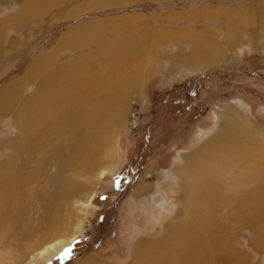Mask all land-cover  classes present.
Segmentation results:
<instances>
[{
  "label": "rangeland",
  "instance_id": "374dc122",
  "mask_svg": "<svg viewBox=\"0 0 264 264\" xmlns=\"http://www.w3.org/2000/svg\"><path fill=\"white\" fill-rule=\"evenodd\" d=\"M35 1L0 0V20L16 15L26 2L46 6L39 16L19 22V28L0 24V93L27 78L12 96L10 109L0 116V166L12 158V164L3 170L21 169L23 164L10 145L19 139L14 118L19 119L20 103L36 89L40 78L25 76L42 53L51 52L52 61L63 64H72L79 56L84 59L83 54L90 62L96 60L98 67L93 72L106 76L117 94L108 91L109 97L102 100L118 101L122 115L114 123L110 118L105 121L97 140L89 142L94 160L91 168L66 169L65 176L59 177L58 159L51 156L46 163L33 161L23 170L30 174L24 184L29 190L21 207L24 215L14 228H0V264H30L40 250L37 244L50 234L39 230L58 222L62 229L55 236L65 238L78 231L77 238L54 258L36 264L95 260L134 264L138 242L167 237L173 230L172 220L184 216L176 199L181 190L175 170L224 122L222 114L235 109L249 121L255 141L264 140V0ZM219 9L230 10V14ZM241 10L255 21L243 27L235 22L240 20ZM230 26L238 28L234 31L242 52L225 46L223 59L197 70L176 64L181 59L176 53H193L201 39L225 45ZM145 33L151 35L147 52L142 47L122 50L142 57L104 72L105 61L97 50L100 44L138 35L143 38ZM78 44L80 48L74 50ZM110 136L115 145L112 169L105 149ZM63 180L70 193L59 190ZM91 193L90 203L82 205ZM248 231L239 229L232 242L247 256V263L264 264V252L249 245L253 235Z\"/></svg>",
  "mask_w": 264,
  "mask_h": 264
},
{
  "label": "bare ground",
  "instance_id": "6f19581e",
  "mask_svg": "<svg viewBox=\"0 0 264 264\" xmlns=\"http://www.w3.org/2000/svg\"><path fill=\"white\" fill-rule=\"evenodd\" d=\"M43 7L46 6L31 5L26 2L16 15L5 17V20H0V24H14L15 28H19V22H25L43 13ZM219 10L226 15L230 14V10ZM241 12L240 20L235 22H240L242 27L255 21L253 15L248 19V12L245 10ZM229 29L232 30L227 29L229 37L226 43L224 41L225 45L211 42V39L209 41L201 39L197 41L193 53H176L178 58H181L176 64L197 70L223 59L225 46L239 48L238 52H242L241 45L236 43L238 37L234 31L238 28L230 26ZM263 32L264 29L261 33ZM150 38L151 35L145 33L143 38L141 35L126 40L115 38L116 40H112L111 44H100L97 50L105 61L102 66L104 72L106 73L107 69L118 70L124 65L134 63L141 54L123 53L122 50L130 49L132 52L142 47L145 52L147 48H151L147 44ZM60 43L63 45L64 41ZM251 44L259 46L257 43ZM79 46L80 44L74 46V50L79 49ZM82 56L84 59L79 56L72 64H63L52 61L51 52L42 53L34 59L32 68L30 67L26 73L25 77L31 79L34 75L40 79L38 78L36 89L20 103L19 119L14 118L19 139L14 141L15 145L13 141L10 145L23 162L21 169L16 167L18 169L14 168L16 171L3 170L4 167L12 164L11 157L0 166V228L2 230L21 224L24 215L21 207L26 203L24 194L29 191L24 184L30 175L24 174L23 170L31 162L46 163L49 157H56L61 169L59 177L65 176L66 169L91 168L94 160L88 148L89 142L93 138L97 140L105 121L110 118L114 123L116 118L122 115L120 111L122 109L119 110V106H116L119 104L118 101L102 100L104 97H109L108 91L115 90L111 81H108L106 76H99L100 74L93 72L98 67L96 60L92 61L95 63L93 66L86 54ZM48 70L49 72L44 74ZM24 80L27 81V78ZM24 80L17 84L13 83L0 93V116L5 115L10 109L14 101L12 96L19 92ZM121 100L125 99L121 97ZM221 116L225 120L218 123V128L212 136L199 149L188 154L183 165H178L175 173L173 171L174 177L178 180V188L181 190V194L175 198L184 216H176L172 220L173 230L167 237L148 243L140 239L134 249V264H249L246 261L247 256L232 242L238 230L242 228L249 230L253 235L249 239V245L256 252H264V140L255 141L249 121L235 109H228ZM112 136L105 147L108 149L111 169L115 165V160H112L115 157ZM36 152L41 153L40 157ZM95 170L96 167L91 172ZM99 172L103 174V170ZM61 179L59 178V181ZM63 184L64 187L59 190L62 189L65 194L70 193L72 190H68L65 180ZM57 196L64 195L58 193ZM92 197L91 193L82 205H88ZM176 199L172 201L176 203ZM44 227H41L40 233L50 234L42 236L44 242L37 244L40 250L30 264H36L38 261L44 263L54 258V255L65 245L73 243L78 235V231H73L65 238L55 236L62 229L59 222L50 228ZM32 232L33 230L31 236ZM100 262L95 260L88 264L103 263Z\"/></svg>",
  "mask_w": 264,
  "mask_h": 264
}]
</instances>
